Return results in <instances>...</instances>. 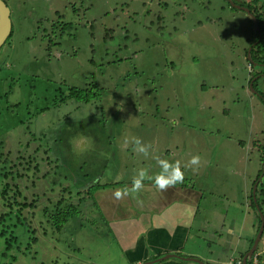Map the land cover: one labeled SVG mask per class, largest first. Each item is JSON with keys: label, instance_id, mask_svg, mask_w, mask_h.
Instances as JSON below:
<instances>
[{"label": "rangeland", "instance_id": "rangeland-1", "mask_svg": "<svg viewBox=\"0 0 264 264\" xmlns=\"http://www.w3.org/2000/svg\"><path fill=\"white\" fill-rule=\"evenodd\" d=\"M3 1L14 34L0 49V193L7 186L12 202L36 208L0 226V248L16 238L0 263L128 264L95 189L140 168L154 176L155 157L183 164L197 154L184 183L207 198L195 224L209 246L199 237L183 251L203 264L246 253L247 238L260 237L258 209L264 223V82L248 85L256 76L246 62L257 27L249 8L264 14V0ZM91 83L99 96L90 102L52 105L57 88ZM132 136L151 144L148 157L125 144ZM57 212L67 218L59 231ZM263 241L254 252L264 264Z\"/></svg>", "mask_w": 264, "mask_h": 264}, {"label": "crops", "instance_id": "crops-1", "mask_svg": "<svg viewBox=\"0 0 264 264\" xmlns=\"http://www.w3.org/2000/svg\"><path fill=\"white\" fill-rule=\"evenodd\" d=\"M185 180L184 177L183 183L170 187L166 191L156 189L154 182L145 180L143 190L130 194L122 200H116L113 192L124 187L130 188L131 180L124 182L115 180L106 187L95 189L93 201L102 218L112 224L117 237L115 240L128 255V264H144L155 260L152 258L161 257V254L204 260L197 253L183 251L188 240L195 241L199 237L202 240L198 242L199 246L201 249L205 248L201 243H206L210 236H203V233L206 234L203 230L204 223L198 221L195 224L196 217L201 213L200 206L207 199L202 194L203 189H194L189 183H184ZM216 208H218L217 205L213 213ZM199 219H201L200 216ZM202 220L208 222L206 218ZM192 229L198 233L193 234ZM247 241L250 244L248 238ZM206 245L209 246L207 243ZM224 246L229 247L228 244L222 247ZM252 246L253 242L251 246L248 245L242 259ZM241 254L230 259H240ZM260 255L253 251L250 256H247L246 262H253L255 256L258 260ZM242 259L239 260L241 264H243ZM167 260L169 259L165 261ZM207 261L217 263L214 259H207Z\"/></svg>", "mask_w": 264, "mask_h": 264}, {"label": "trees", "instance_id": "trees-1", "mask_svg": "<svg viewBox=\"0 0 264 264\" xmlns=\"http://www.w3.org/2000/svg\"><path fill=\"white\" fill-rule=\"evenodd\" d=\"M83 1H86V0H81L80 7L84 6ZM255 1L257 2L259 0H255ZM263 4H264V1L262 2V5ZM87 9H88V7H87ZM259 9H261V5L259 7L256 6L253 9L249 8L250 13L253 14L254 17L256 18V26L257 27H256V30L254 33V36H255V34H256V36L253 37L254 42H253V44H251L249 52H246L247 59L245 57L246 62L249 64V66L255 70L254 75L258 77V78L256 77V79H258V80L253 81V84H257V82L261 81L260 80L261 78H264V22H263L264 21L263 20L264 14L262 12L260 13L258 11ZM157 17L160 19L159 15H157ZM251 24H252V22H251ZM13 34H14V30L12 27L10 35L8 36V38L4 44H6L12 38ZM254 44H255V46H253V48H252V45H254ZM46 49H48L47 51L50 52L51 48L48 46V44L46 46ZM259 64H262V65H259ZM248 84L251 85L252 80H249ZM90 87L85 86V88L80 89V88H76L74 86H71V87H66V89H67L66 91H62L61 89L57 88L56 93H59V95H56L53 97V99H52L53 104L52 105L57 106L59 104L66 103L68 100H71V99L76 100L77 102L88 103L92 99L99 96V93L97 92L98 86H96L94 83H91ZM48 109H49L48 107H45V108L43 107L42 109H38L37 114H41V113L47 111ZM263 146H262V148H263ZM3 176L6 177L7 173H4ZM96 187H98V186H96ZM10 193H11V189L9 192V188L7 186L3 189V192L0 193L4 208L7 211V212L0 215V226H1V228L4 227L5 224L15 226L17 223L19 224L22 221V219L27 220V218L24 215H23L24 217L21 215V212L26 208H30L31 210L36 208V207H34L35 205L31 204V203L26 204V205L25 204H22V205L15 204L14 202H12V199H13V201H15L14 198H16V195L13 194L14 195L13 198H11V197L9 198L8 195ZM87 194H90L89 189H87ZM56 203L59 204L60 202L58 201ZM14 206H16V208H14ZM67 206H70V205L67 203V204H65V207H67ZM13 212H16L17 215L11 217V214ZM248 213L249 212H247V214ZM256 216H258V215H256ZM58 217H59V212L54 214V218L52 221L53 222L55 221V223L53 224L54 228L59 231L64 226L63 222H65V220H67V218H64L63 216H61V218H58ZM247 219H248V216H247ZM257 219H258V223H257V230H258L260 227V220H259V217ZM7 220H11L12 224L7 222ZM58 223H60L61 225H59ZM4 228L2 231H0V237H2L5 234L6 230L4 231ZM262 236H263V233H262L261 237ZM253 240H254V238H252L250 240L249 246L252 245ZM12 244H16V238L13 237L12 235H10L8 238H5L4 242H1L2 248H0V258L2 256H6L7 252H9L12 249V247H13ZM243 255L244 254H241L240 259H237V260H241ZM159 257H155L152 259H157ZM258 261H260L259 258H258ZM159 264H194V263L182 261V260H179L178 258H176L174 261L173 260H167V261L159 262ZM247 264H250V263L247 262Z\"/></svg>", "mask_w": 264, "mask_h": 264}, {"label": "clouds", "instance_id": "clouds-1", "mask_svg": "<svg viewBox=\"0 0 264 264\" xmlns=\"http://www.w3.org/2000/svg\"><path fill=\"white\" fill-rule=\"evenodd\" d=\"M252 86V85H251ZM133 145V150L138 154H142L144 157H148L151 144H145L139 137L132 136L125 140V144ZM160 167V171L154 176L149 175V169L140 168L136 171L132 179L131 187H124L122 189H116L113 192V196L116 200H122L130 194L139 193L144 189V181L151 180L154 182L156 189L160 191H166L170 187H174L184 181V169L191 168L193 171L198 170L201 164V157L193 155L187 163H183L180 160L170 162L167 159H161L155 157ZM239 259V258H238ZM239 261V260H236ZM262 262V261H261Z\"/></svg>", "mask_w": 264, "mask_h": 264}, {"label": "water", "instance_id": "water-1", "mask_svg": "<svg viewBox=\"0 0 264 264\" xmlns=\"http://www.w3.org/2000/svg\"><path fill=\"white\" fill-rule=\"evenodd\" d=\"M255 25H256V22H255V19L252 18ZM12 30V23H11V19H10V9L8 8V6L6 5V3L3 1V0H0V49L1 47L4 45L5 41L7 40L8 36L10 35V32ZM251 86V85H250ZM263 172H264V158H263ZM254 202L256 201V198H253ZM256 207L258 209V205L256 204ZM259 211V216H260V227H259V230L257 233H259L258 236H261L262 233H263V215L261 213V211L258 209ZM257 236V235H256ZM260 239L257 238V240L255 242H253V246L251 248V250L245 254V256L243 257L242 259V263L243 264H246L247 260V256L251 255L253 253V251H255V247L257 246L258 244V240ZM171 258H178L182 261H186V262H192V263H195V264H203L200 260L198 259H194V258H183V257H178V256H173V255H166V256H163V257H160V258H157L155 260H151L149 262H145L144 264H154V263H159V262H162V261H165L166 259H171Z\"/></svg>", "mask_w": 264, "mask_h": 264}, {"label": "flooded vegetation", "instance_id": "flooded-vegetation-1", "mask_svg": "<svg viewBox=\"0 0 264 264\" xmlns=\"http://www.w3.org/2000/svg\"><path fill=\"white\" fill-rule=\"evenodd\" d=\"M248 52H249V50H248ZM259 65H262V64H259ZM257 77V76H256ZM256 79V78H255ZM256 80H258V79H256ZM261 81H260V84H262L263 82H264V78H261L260 79ZM259 84V83H258ZM259 84V85H260ZM249 85V84H248ZM251 85H253V82H252V84ZM257 85V84H256ZM261 174V173H260ZM260 174H258V176L256 177V179H255V181L253 180V182H252V184H251V191H252V187H253V192H251V195H249V198H256V188L259 186V184L261 185V183H260V181H261V177H262V175L260 176V178H259V175ZM260 192V191H259ZM255 204H257L256 202H255ZM254 224H256V222H254ZM254 224H253V230H254ZM261 237V236H260ZM262 240H264V236H262ZM261 244H264V241L263 242H261Z\"/></svg>", "mask_w": 264, "mask_h": 264}, {"label": "built area", "instance_id": "built-area-1", "mask_svg": "<svg viewBox=\"0 0 264 264\" xmlns=\"http://www.w3.org/2000/svg\"><path fill=\"white\" fill-rule=\"evenodd\" d=\"M229 264H241L240 261H235V263H232V261ZM250 264H263V262L258 261L256 256H255V260L253 262H251Z\"/></svg>", "mask_w": 264, "mask_h": 264}]
</instances>
